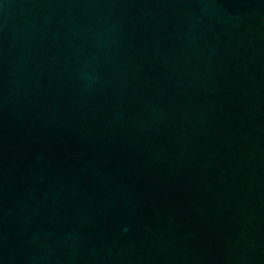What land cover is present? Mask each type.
Returning a JSON list of instances; mask_svg holds the SVG:
<instances>
[{"label":"water","instance_id":"obj_1","mask_svg":"<svg viewBox=\"0 0 264 264\" xmlns=\"http://www.w3.org/2000/svg\"><path fill=\"white\" fill-rule=\"evenodd\" d=\"M0 264H264V0H0Z\"/></svg>","mask_w":264,"mask_h":264}]
</instances>
